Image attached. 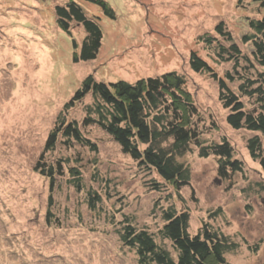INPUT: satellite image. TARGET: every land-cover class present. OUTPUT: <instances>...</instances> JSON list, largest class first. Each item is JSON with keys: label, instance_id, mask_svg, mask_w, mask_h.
<instances>
[{"label": "rangeland", "instance_id": "rangeland-1", "mask_svg": "<svg viewBox=\"0 0 264 264\" xmlns=\"http://www.w3.org/2000/svg\"><path fill=\"white\" fill-rule=\"evenodd\" d=\"M66 1L0 0V264H137L134 250L120 241L122 224L131 221L172 252L160 236L167 210L188 212L193 236L203 223L227 236L237 245L228 263L264 264V175L248 156L252 135L226 124L217 83L188 65L194 52L223 77L231 64L220 63L201 40L218 38L214 28L223 23L249 56L250 45L240 40L264 9L251 0H104L112 19L99 5L72 0L98 19L103 38L95 60L75 63L80 51L73 41L80 47L85 31L76 23L71 36L57 28L55 6ZM171 71L186 81L206 142L225 139L243 164L241 173L224 179L217 159L195 152L181 160L190 185L175 190L138 169L96 125L83 124L94 104L91 94L63 109L89 76L135 84ZM236 86L229 84L235 92ZM62 121L76 123L96 150L59 135L45 151ZM58 166L51 193L40 171ZM94 196L100 201L92 208Z\"/></svg>", "mask_w": 264, "mask_h": 264}, {"label": "trees", "instance_id": "trees-1", "mask_svg": "<svg viewBox=\"0 0 264 264\" xmlns=\"http://www.w3.org/2000/svg\"><path fill=\"white\" fill-rule=\"evenodd\" d=\"M84 1L99 5L104 15L114 19L112 9L104 0ZM251 2L264 9V0ZM54 15L56 26L63 33L71 36L73 23L85 31L80 47L73 41V49L76 51L79 48L80 51L74 54L73 61L89 63L95 60L103 40L98 19L86 16L82 7L72 0L55 6ZM248 27L249 33L242 36L240 43L250 45L249 56L242 54L223 23L214 28L218 38L206 37L201 40L214 50V56L220 63L231 64L232 70L223 77H218L213 68L194 52L190 54L188 65L194 72L209 74L217 83L219 102L228 113L226 124L235 131L243 130L252 135L246 142L248 156L258 163L264 175V71L261 70L264 69V16L259 20H249ZM235 82L237 92L229 87L230 83ZM90 94L94 104L87 109L88 118L83 124L96 125L119 146L124 155L137 163L138 169L147 174H156L162 183L175 190L190 185L189 167L181 160L195 152L200 159L210 156L217 159L218 174L224 179L243 171V164L234 159L233 148L225 139L218 143L206 142L203 128L198 123L200 119L193 97L186 90L184 77L175 71L156 78L137 80L135 84L125 81L106 84L89 76L63 109L68 110ZM51 132L45 151L55 147L59 135L96 150L76 123L62 121L60 128ZM58 169L55 171L49 167L40 171L41 176L49 179L48 190L51 193L56 186L55 175L61 174L62 167ZM36 170H39L37 166ZM70 172L78 175L73 170ZM155 188L157 190L159 186ZM90 200L92 208L94 202L100 201L98 196ZM162 218L164 225L160 229V236L170 243L172 252L156 243L145 229L135 228L131 221L125 220L122 224L120 241L128 249L134 250L137 264H230L226 255L234 252L237 245L223 233L203 223L199 232L191 235L188 212L167 210Z\"/></svg>", "mask_w": 264, "mask_h": 264}]
</instances>
